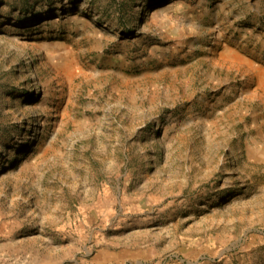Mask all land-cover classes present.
Masks as SVG:
<instances>
[{
	"label": "rangeland",
	"instance_id": "1",
	"mask_svg": "<svg viewBox=\"0 0 264 264\" xmlns=\"http://www.w3.org/2000/svg\"><path fill=\"white\" fill-rule=\"evenodd\" d=\"M0 264H264V0H0Z\"/></svg>",
	"mask_w": 264,
	"mask_h": 264
},
{
	"label": "bare ground",
	"instance_id": "2",
	"mask_svg": "<svg viewBox=\"0 0 264 264\" xmlns=\"http://www.w3.org/2000/svg\"><path fill=\"white\" fill-rule=\"evenodd\" d=\"M262 71H263V69H262V68H259V69H258V74H261ZM260 77H261V76H260Z\"/></svg>",
	"mask_w": 264,
	"mask_h": 264
}]
</instances>
